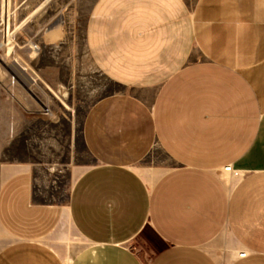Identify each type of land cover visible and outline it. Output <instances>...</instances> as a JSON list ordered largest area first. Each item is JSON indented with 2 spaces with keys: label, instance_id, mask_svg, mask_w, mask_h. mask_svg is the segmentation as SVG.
<instances>
[{
  "label": "crops",
  "instance_id": "0c3cea01",
  "mask_svg": "<svg viewBox=\"0 0 264 264\" xmlns=\"http://www.w3.org/2000/svg\"><path fill=\"white\" fill-rule=\"evenodd\" d=\"M67 6L88 9V53L119 90L85 117L96 165L65 203L0 166V264H264V0ZM146 228L164 244L149 261L133 247Z\"/></svg>",
  "mask_w": 264,
  "mask_h": 264
},
{
  "label": "rangeland",
  "instance_id": "374dc122",
  "mask_svg": "<svg viewBox=\"0 0 264 264\" xmlns=\"http://www.w3.org/2000/svg\"><path fill=\"white\" fill-rule=\"evenodd\" d=\"M87 10L67 0H0V166L29 168L54 203H65L78 176L96 165L83 144L84 120L98 100L119 90L88 53ZM155 155L162 163V153ZM65 234L78 243L70 228ZM133 247L149 261L164 244L146 228ZM231 248V241H219L213 252L224 259Z\"/></svg>",
  "mask_w": 264,
  "mask_h": 264
},
{
  "label": "built area",
  "instance_id": "2783aa9c",
  "mask_svg": "<svg viewBox=\"0 0 264 264\" xmlns=\"http://www.w3.org/2000/svg\"><path fill=\"white\" fill-rule=\"evenodd\" d=\"M8 31H9V29H8L7 24L3 25V28H2V30H1V32L4 33V35L6 36V38L8 37ZM231 171H232L231 167H228V168H226V169L224 170V172H226V173H230ZM239 257H240V258H244V257H246V254H245V253H240V254H239Z\"/></svg>",
  "mask_w": 264,
  "mask_h": 264
},
{
  "label": "bare ground",
  "instance_id": "6f19581e",
  "mask_svg": "<svg viewBox=\"0 0 264 264\" xmlns=\"http://www.w3.org/2000/svg\"><path fill=\"white\" fill-rule=\"evenodd\" d=\"M1 47V46H0ZM24 71V70H23ZM21 74H23V73H21Z\"/></svg>",
  "mask_w": 264,
  "mask_h": 264
}]
</instances>
